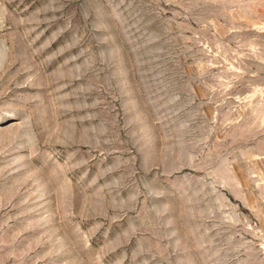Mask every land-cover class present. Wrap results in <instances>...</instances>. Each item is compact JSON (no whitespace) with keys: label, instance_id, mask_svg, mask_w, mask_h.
Returning <instances> with one entry per match:
<instances>
[{"label":"rangeland","instance_id":"374dc122","mask_svg":"<svg viewBox=\"0 0 264 264\" xmlns=\"http://www.w3.org/2000/svg\"><path fill=\"white\" fill-rule=\"evenodd\" d=\"M0 264H264V0H0Z\"/></svg>","mask_w":264,"mask_h":264}]
</instances>
